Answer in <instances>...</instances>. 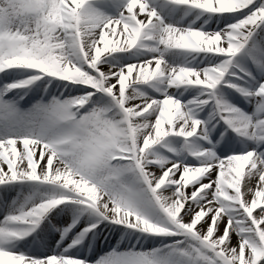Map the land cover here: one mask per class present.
<instances>
[{"label":"snow or ice","instance_id":"snow-or-ice-1","mask_svg":"<svg viewBox=\"0 0 264 264\" xmlns=\"http://www.w3.org/2000/svg\"><path fill=\"white\" fill-rule=\"evenodd\" d=\"M0 264H264V0H0Z\"/></svg>","mask_w":264,"mask_h":264}]
</instances>
